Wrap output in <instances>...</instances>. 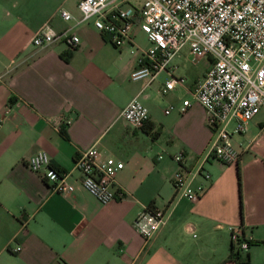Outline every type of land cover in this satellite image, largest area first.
I'll use <instances>...</instances> for the list:
<instances>
[{"label":"crops","instance_id":"crops-1","mask_svg":"<svg viewBox=\"0 0 264 264\" xmlns=\"http://www.w3.org/2000/svg\"><path fill=\"white\" fill-rule=\"evenodd\" d=\"M77 1L0 0V264H264V111L230 133L237 160L206 157L210 179L196 200L176 195L172 155L181 152L188 169L211 136L190 94L210 58H194L183 46L152 80H132L140 48L149 44L140 18H133L130 42L114 46L91 19L75 23ZM60 8L73 18L63 19ZM44 21L69 28L78 44L34 46L30 37ZM169 70L184 83L161 92ZM132 96L147 108L141 127L119 115ZM184 98L190 102L181 109ZM233 124L230 118L229 131ZM90 144L122 161L105 203L82 187L73 167ZM37 150L66 172V192L27 167ZM146 205L163 208L167 218L144 240L133 220ZM234 225L249 242L237 262L227 257Z\"/></svg>","mask_w":264,"mask_h":264},{"label":"built area","instance_id":"built-area-1","mask_svg":"<svg viewBox=\"0 0 264 264\" xmlns=\"http://www.w3.org/2000/svg\"><path fill=\"white\" fill-rule=\"evenodd\" d=\"M125 1L127 3L121 5ZM77 8L80 15L74 19L75 23L91 19L93 26L106 34L114 46L130 42L133 18H140L149 44L140 48L139 65L129 73L132 80H152L158 71L168 69L170 60L183 46L194 58H210L190 94L203 107L211 136L195 164L188 169L181 164V152L172 155L178 163L172 176L175 194L196 200L210 179L209 172L202 166L206 157L212 155L225 163L237 160L238 151L230 142V133L243 130L254 114L261 109L264 111V0H139L138 3L78 0ZM58 13L65 20L73 18L63 8ZM56 39L64 40L69 48L79 42L76 33L69 28L58 31L47 21L30 37L36 47ZM134 47L131 44L129 51L133 52ZM170 71L161 92L176 83H184L183 75H172ZM189 102L188 98L182 99L181 109ZM172 107L169 104L164 112ZM119 115L132 127H141L148 117L147 108L136 96L127 100ZM230 118L234 119L231 131L227 128ZM26 165L34 172L41 170L52 190L66 192V172L51 166L44 150L29 155ZM73 167L81 173L82 187L99 202L105 203L113 197L111 184L116 171L122 167L121 160L113 155L100 156L95 145L90 144L78 151ZM197 175L201 180L194 183ZM166 218L163 208L146 205L137 212L133 227L147 240ZM228 229L233 247L243 252L249 242L240 226ZM18 248L16 245L13 250Z\"/></svg>","mask_w":264,"mask_h":264},{"label":"trees","instance_id":"trees-1","mask_svg":"<svg viewBox=\"0 0 264 264\" xmlns=\"http://www.w3.org/2000/svg\"><path fill=\"white\" fill-rule=\"evenodd\" d=\"M156 132H152V135H154ZM55 168V167H54ZM57 169V168H56ZM59 170V169H58ZM262 242L264 243V240H262ZM242 255V251H239L238 249L234 248L232 243L230 244V250L227 254L228 258H232L234 261H239L240 260V256ZM241 262H243V264H246V260H240Z\"/></svg>","mask_w":264,"mask_h":264},{"label":"rangeland","instance_id":"rangeland-1","mask_svg":"<svg viewBox=\"0 0 264 264\" xmlns=\"http://www.w3.org/2000/svg\"><path fill=\"white\" fill-rule=\"evenodd\" d=\"M263 113V109L260 110L259 114H262Z\"/></svg>","mask_w":264,"mask_h":264}]
</instances>
